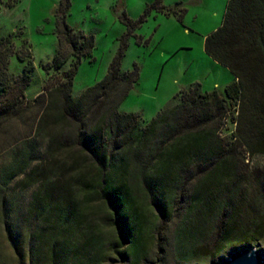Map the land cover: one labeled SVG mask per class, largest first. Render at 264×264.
<instances>
[{
  "label": "trees",
  "instance_id": "obj_1",
  "mask_svg": "<svg viewBox=\"0 0 264 264\" xmlns=\"http://www.w3.org/2000/svg\"><path fill=\"white\" fill-rule=\"evenodd\" d=\"M70 6L71 0H60L54 10L57 49L52 59L39 64L47 80L31 102L25 93L35 65L22 50L27 41L14 53L15 34L0 38V129L36 108L35 136L47 140L46 161L27 174L38 187L22 215L24 222H35L30 236L35 248L30 251L37 264H67L70 254L81 259L100 249L99 239L89 240V224L87 230L82 226L89 201L106 208L109 215L103 221L119 234L117 246L138 245L136 256L145 246L142 207L171 217L183 191L189 210L180 237L191 244L192 256L212 236L213 253L227 244L263 238L264 197L260 209L243 223L234 191L240 156L264 155V0H228L220 26L204 40L206 55L235 80L222 92H203L192 84L149 122L139 113L119 110L139 79L136 65L121 71V60L127 39L152 11L183 22L182 3L165 6L164 0H154L135 20L124 12L127 31L105 76L76 97L74 78L81 60L92 56L94 40L67 25ZM13 54L23 64L17 75L8 73ZM228 120L234 121L235 130L222 137ZM31 158L24 150L19 160L0 170L3 216L8 211L5 189ZM141 198L144 206L136 203ZM75 234L78 244H72ZM120 255L126 257L125 252Z\"/></svg>",
  "mask_w": 264,
  "mask_h": 264
},
{
  "label": "rangeland",
  "instance_id": "obj_2",
  "mask_svg": "<svg viewBox=\"0 0 264 264\" xmlns=\"http://www.w3.org/2000/svg\"><path fill=\"white\" fill-rule=\"evenodd\" d=\"M153 1L71 0L66 16L67 25L92 36L94 40L92 56L81 60L74 78L73 96L80 95L105 76L127 31L121 19L122 14L125 12L131 19H138ZM59 2L0 0V38L15 34L14 53L21 50L22 40L26 39L27 45L22 50L34 60L35 70L25 93L26 100L30 102L43 91L47 80L39 64L52 59L57 49L54 10ZM226 2L164 0L165 6L182 3L186 9L183 22L153 11L148 15L141 27L127 39L121 71H131L136 65L139 79L121 103L120 111L139 113L143 121L149 122L170 105L180 90L192 84L202 85L203 92L214 90L213 82L220 80L219 72L222 69H216L213 65L216 62L204 52V39L220 26ZM22 66L13 54L9 59L8 73L20 74ZM36 117L37 109L29 108L20 118L0 129V170L19 160L24 150L31 153L33 161L10 182L3 195L8 211L7 216H3L0 206V264H37L30 251L35 248L30 239L35 222L22 220L25 207L38 187V183L29 180L27 174L40 161L41 164L46 161L47 140L35 136ZM235 127L234 121L228 120L222 137L232 136ZM240 158H243V163L237 164L239 179L234 196L241 205L240 220L247 223L260 209L264 197V155H241ZM144 201L141 198L136 203L144 206ZM188 204V193L183 191L173 205L171 217L162 218L153 208L142 207L141 214L147 220L143 233L145 246L143 254L136 256L135 252L140 251L138 245L130 249L127 245L117 246L119 234L103 221V216L109 215L106 208L89 201V207L84 211L87 217L82 226L87 230L89 224V240L99 239L100 249L89 250V254L81 259L70 254L67 264H86L88 258L89 264H218L223 258L227 259L240 251L255 249L264 254V237L243 244H227L213 253L215 238L212 236L192 256L194 249L191 244L180 237V228L189 210ZM78 240L81 239L75 234L72 244H78ZM175 248L181 250L176 251ZM122 252H125L126 257L120 255ZM187 256L189 258L185 259ZM93 257L97 259L92 261Z\"/></svg>",
  "mask_w": 264,
  "mask_h": 264
},
{
  "label": "water",
  "instance_id": "obj_3",
  "mask_svg": "<svg viewBox=\"0 0 264 264\" xmlns=\"http://www.w3.org/2000/svg\"><path fill=\"white\" fill-rule=\"evenodd\" d=\"M218 264H264V254L255 249L240 251L223 258Z\"/></svg>",
  "mask_w": 264,
  "mask_h": 264
},
{
  "label": "crops",
  "instance_id": "obj_4",
  "mask_svg": "<svg viewBox=\"0 0 264 264\" xmlns=\"http://www.w3.org/2000/svg\"><path fill=\"white\" fill-rule=\"evenodd\" d=\"M227 2H228V0H227ZM227 2H226V4H227ZM226 7V6H225ZM225 11V10H224ZM207 37V36H206ZM205 37V38H206ZM205 40V39H204ZM215 67H217L216 69H222V70H220V75H221V78H220V80H215L214 82H213V85H212V87L214 88V89H216V90H218L219 91V89H221L222 91L224 90V88L227 86V85H229V84H231L235 79H234V77H233V75L225 68V67H223V66H221V65H219V64H217V63H214L213 64ZM202 86V85H201ZM222 91H219V92H222Z\"/></svg>",
  "mask_w": 264,
  "mask_h": 264
}]
</instances>
